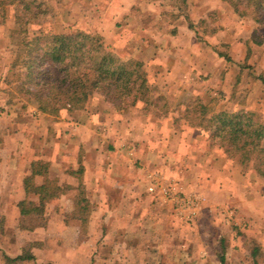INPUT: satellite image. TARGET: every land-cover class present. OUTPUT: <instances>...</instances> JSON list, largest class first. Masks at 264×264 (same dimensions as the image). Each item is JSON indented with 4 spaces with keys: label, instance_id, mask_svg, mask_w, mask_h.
<instances>
[{
    "label": "crops",
    "instance_id": "crops-1",
    "mask_svg": "<svg viewBox=\"0 0 264 264\" xmlns=\"http://www.w3.org/2000/svg\"><path fill=\"white\" fill-rule=\"evenodd\" d=\"M85 1L92 7L94 31L119 58L140 59L150 78L156 73L154 82L169 84L167 97L174 89L196 96L210 92L212 83H221L214 78L216 66L223 75L224 68L232 65L216 48L227 45L238 50L248 43L240 39L242 24L251 26L246 34L252 35L256 28L224 0ZM136 121L78 124L63 132L69 145L66 139L51 142L49 156L39 155L33 143L25 141L17 155L1 160L0 193L12 196L10 226H16V219L37 215L44 221L32 235L2 239L6 263L25 249L32 259L16 264H232L230 255H236V264H251L250 258H264V206L245 199L241 206L251 219L226 220L222 213L232 195V178L221 180L222 169L217 171L216 159L210 162L199 149L202 142L197 135L178 134L167 124L158 129L151 118ZM205 163H214L210 168L216 171L210 172ZM34 167L42 170L35 185L47 184L51 191L48 200L26 193L24 180ZM202 178L218 183L205 186ZM153 182L175 183L184 195L197 199L194 221L181 218L176 205L159 190L150 193ZM25 199L39 206V214L20 213L17 205ZM206 210L217 212L212 236L200 224ZM191 230L201 234L193 237ZM253 244L258 246L255 256L250 250Z\"/></svg>",
    "mask_w": 264,
    "mask_h": 264
},
{
    "label": "rangeland",
    "instance_id": "rangeland-1",
    "mask_svg": "<svg viewBox=\"0 0 264 264\" xmlns=\"http://www.w3.org/2000/svg\"><path fill=\"white\" fill-rule=\"evenodd\" d=\"M24 1H43V4H45L38 18V24L33 23L30 26H26L30 35L33 33L36 34L40 30L59 32L68 27L82 29L92 33L97 32L96 30L94 31V28L97 26L90 17L91 4L85 0H77L75 3H72L71 0ZM18 9H20V12H18ZM17 13L27 15V18L32 16L31 12L29 13L23 10L19 1H15L14 4H8L4 9H0V162L7 156L17 155L22 151L21 147L22 145L24 146L25 141L26 144L32 142L34 149L40 152L39 155L49 156L51 154L49 148H52L50 146L51 142L54 139H66V142H64L66 145H69V140L67 141L63 132H68V127L78 124L89 123L102 126L110 120L120 122L122 118H132L139 123H143L145 119L151 118L158 129L167 124L169 127L174 128L178 134L189 135L190 137L197 135L198 139L202 142L199 144V149L203 151L202 153L205 152L210 162L216 159L217 171L222 169L221 180H224V178L231 180L232 178V182L229 184L231 186L229 190L232 191V195L224 203L227 204V210L222 213L226 220H231L232 218L237 219L239 217V219L247 223L251 219L248 210L241 206L243 203H247L245 199L251 200L250 202L254 205L264 206V201H261L262 197L264 199V181L256 177L250 168L247 169L237 161L229 159L220 148L211 147L207 137L203 136L198 128L190 126L182 118L181 111H178L179 98L183 94L176 92L174 89L170 92V97H167V89L171 87L169 84L157 83L158 81L154 82V78H157L154 71L152 72L153 75L150 78V83L160 89L159 94L157 93L156 96L163 95L167 97V101L165 102L168 103V107L166 108L161 106L162 101L159 108L148 106L138 101L135 102L134 107L117 110L101 96L94 95L83 110L68 111L67 109H63L58 115H49L38 111L35 103L20 91L21 83L26 79L18 72H11L10 69L17 51H20L24 47L26 38L24 34L22 35L23 38H21V35L20 37L18 36V34L23 32V29L20 28L21 25L18 27V24H16ZM242 26L243 32L241 34L242 36L240 35V39L241 41H248V43L245 45L242 44L238 50L235 47L233 51L230 47L221 46L219 52L224 55H230L240 64L250 65L251 69L236 68L231 65V67L224 68V74L221 75L222 70L219 71L218 66H216L217 69L215 70L214 78L220 80L221 83H212V90L200 96L211 112L244 109L257 112L264 119V81L262 80L264 79V46L254 44L251 41V35L246 34V29L250 30L251 26L248 27L244 24ZM260 34L264 36V30L262 28H260ZM105 44L107 45L106 42ZM107 46L114 56L121 59L115 54L111 46ZM174 87L176 88L178 86ZM196 95L187 92L185 96L195 99L197 97ZM59 133L63 135L61 138L58 137ZM68 150L66 149V151ZM214 165V163H210L209 165L206 164V167L210 172L211 170L216 171V169H211L214 168ZM201 183L205 186L214 187L211 185L218 182L214 179L204 181L202 178ZM249 192H252L251 196L248 195ZM253 193L255 194L253 195ZM236 194L240 195L235 196ZM11 199V195L0 193V264H13L6 263L4 259L5 250L2 248V239L5 241L8 237H12L13 235L15 237L19 234L21 236L22 234L32 235L34 232L33 228H36L37 225L43 224L44 222L43 218L37 215L22 220L16 219L15 228L11 227L10 221L12 220L11 218L10 220L7 219V217L14 216L9 209ZM215 217H217V212H210V210H206L201 215L203 219L200 224L205 226L203 229L211 236L215 231L212 225V221L216 220L214 219ZM256 225L258 226L257 223ZM251 229L256 230L255 227ZM191 231L193 237H198L201 234L197 230ZM186 245L189 246V244ZM230 256L229 262L236 264V255ZM259 260L260 262H264V258L262 257ZM250 261L251 264H257L256 258L253 260L250 258Z\"/></svg>",
    "mask_w": 264,
    "mask_h": 264
},
{
    "label": "trees",
    "instance_id": "trees-1",
    "mask_svg": "<svg viewBox=\"0 0 264 264\" xmlns=\"http://www.w3.org/2000/svg\"><path fill=\"white\" fill-rule=\"evenodd\" d=\"M15 1H19L23 10L31 12L32 16L27 18V15L17 13L16 24L23 29L18 36L24 34L26 38L10 69L26 79L22 81L20 91L35 103L38 111L58 115L63 109L83 110L94 95L101 96L117 110L134 107L138 101L156 108L162 101L161 106L168 107L166 96H156L160 89L150 83L143 61L118 59L98 32L68 27L59 32L40 30L30 35L26 26L38 22L45 4L43 1L0 0V9ZM224 1L238 17L256 24L251 41L264 46V36L259 29L264 30V0ZM204 32L210 34L208 29H204ZM216 50L228 64L251 69L250 65L240 64L230 55ZM177 109L190 126L198 128L207 137L211 147L220 148L229 159L250 168L256 177L264 181V119L261 115L244 109L211 112L201 96L192 99L186 97L185 93L179 98ZM40 172L42 170L36 167L32 169V174L24 180L25 190L28 195L33 193L48 200L52 195L47 184L39 187L34 183L35 176ZM17 206L24 216L40 212L39 206L29 199L20 201ZM26 250L14 260L7 259L8 262L16 264L31 260L32 255ZM250 250L255 256L258 246L250 245ZM256 262L258 264L260 260L256 258Z\"/></svg>",
    "mask_w": 264,
    "mask_h": 264
},
{
    "label": "built area",
    "instance_id": "built-area-1",
    "mask_svg": "<svg viewBox=\"0 0 264 264\" xmlns=\"http://www.w3.org/2000/svg\"><path fill=\"white\" fill-rule=\"evenodd\" d=\"M148 190L150 193H155L159 190L167 201L176 205L178 215L186 221H194L199 213V201L184 195L175 183L157 185V183L153 182L148 187Z\"/></svg>",
    "mask_w": 264,
    "mask_h": 264
}]
</instances>
